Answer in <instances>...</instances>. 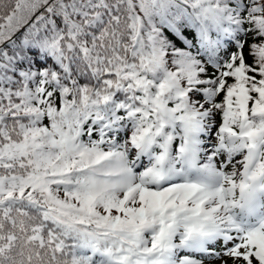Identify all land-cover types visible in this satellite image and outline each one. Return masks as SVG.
I'll return each mask as SVG.
<instances>
[{
    "label": "snow or ice",
    "instance_id": "6c2138e0",
    "mask_svg": "<svg viewBox=\"0 0 264 264\" xmlns=\"http://www.w3.org/2000/svg\"><path fill=\"white\" fill-rule=\"evenodd\" d=\"M0 264H264V0H0Z\"/></svg>",
    "mask_w": 264,
    "mask_h": 264
}]
</instances>
